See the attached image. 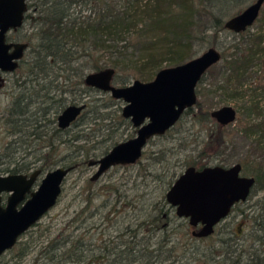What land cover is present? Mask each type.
Wrapping results in <instances>:
<instances>
[{"label": "trees", "instance_id": "1", "mask_svg": "<svg viewBox=\"0 0 264 264\" xmlns=\"http://www.w3.org/2000/svg\"><path fill=\"white\" fill-rule=\"evenodd\" d=\"M250 1L26 0L27 11L23 24L13 31H23L26 25L31 31L30 36L16 40L23 39V42L28 44L18 66L25 67V74L17 82L18 95L0 114V119H4L7 125L9 135L13 136L9 141L10 145L15 146L13 152L20 147L19 141L27 142L26 136L29 138L32 135V138L40 139L42 133L39 130L43 126L39 122L41 115L45 116L51 110L55 109L57 112L67 105L80 102L76 99L77 97L73 98L75 96L84 95L83 97L87 98L82 101L86 107L77 118L79 121L84 123L88 118L93 121V119L103 120L110 117L111 111L108 108H112L117 101L102 91V94H106L102 95L101 99L91 97L95 91L100 90L84 83V76L87 73L112 67L116 74L118 69L123 68L125 57L130 55L128 50L130 46H138L144 50L153 49L156 46L160 51L157 53L148 51L142 58L143 66L139 68L138 61L130 64V67L134 69L133 73L136 74L131 76L148 80L151 76H145L147 69L158 71L164 67L163 62L168 63L166 66H173L198 56V52L192 50L196 44L203 49L216 47L217 37L229 30L225 27L226 17L239 13ZM88 9L94 12L85 13L84 11ZM256 22L264 28V12L259 15ZM133 30L138 32L131 38L128 34ZM263 41L264 33L261 31L249 36L243 46L241 43L235 44L236 50L233 53L227 54L220 49L221 61L226 60L229 82L240 85L245 80L247 73L264 51ZM27 50L29 51L28 59H24ZM215 66L208 70L201 81L212 72ZM87 69L89 71L86 72ZM203 92L197 89L198 97ZM66 93L70 94L68 95L70 103L65 106ZM194 106L198 108L193 115L194 123L203 124L212 121V110L203 105L199 98ZM191 111L192 107L188 108L184 114ZM31 115L34 118L27 119ZM117 116L120 120L124 119L122 115L117 114ZM25 120L31 121L27 124L34 128L23 135L20 127L22 123L25 124ZM174 126L157 137L163 138ZM225 127L216 122L209 128L208 139L199 153L203 159L221 158L222 147L227 140ZM252 128L255 132L260 130L257 144L264 145V122L254 123ZM52 131L56 134L64 130L57 127ZM49 138L51 140L47 141V145L51 150L39 158L45 159L48 163L41 165L39 170H45L51 165L52 151L56 146L53 138L51 136ZM115 144L116 140L113 141V145ZM106 152H108L107 149L104 153ZM141 157L151 159V164L166 161L163 151H159L158 154L154 151L148 153L143 151ZM33 163L16 166L8 171L23 173L33 168ZM71 164L74 166L76 163ZM186 165L202 168L207 166V163L196 160L187 162ZM162 172L160 176L148 172L152 177L156 176L159 183L161 182L159 195L156 196L150 209L148 211L144 209L143 217L139 219L141 215H138L134 223L126 227L128 233H119L117 235L119 240L103 243L100 252L94 254L91 259L93 264H162L165 262L166 264H264V205L257 213L254 211L252 214H245L246 221L251 222V229L249 233L244 234L243 241L240 240V234L236 232L232 235L221 232L213 241L216 229L208 237H194L189 232L190 225L187 219L178 217L174 208L165 199V192L174 181L176 171L166 167ZM250 176L256 178L251 194L264 188L262 166L257 167ZM115 190L118 195L113 203L114 207L121 202V198H124L123 204L131 205L132 208L135 206L133 202L135 204L139 202V198L126 200L125 195L118 192L117 188ZM107 202L103 206L108 204ZM227 233H231L230 229ZM249 241L251 243L247 250ZM68 242L70 246L60 253V257L64 261L76 259L74 261L79 262L76 252L82 247V238L66 236L63 238L62 245L65 246ZM14 250V257L22 260L29 251V244L17 241Z\"/></svg>", "mask_w": 264, "mask_h": 264}, {"label": "rangeland", "instance_id": "2", "mask_svg": "<svg viewBox=\"0 0 264 264\" xmlns=\"http://www.w3.org/2000/svg\"><path fill=\"white\" fill-rule=\"evenodd\" d=\"M253 1L251 0L247 5ZM84 12L93 13L94 11L88 9ZM263 12L264 5L260 14L262 15ZM230 17H226V20ZM261 31L264 33V28L258 22H255L244 32L236 33L232 30H226L217 37L216 47L227 54L233 53L236 50L235 44L241 43L243 46L249 36ZM136 32L138 31H130L128 35H131L132 38ZM30 35L31 31L27 25L23 31L8 33V37L12 40H20V38ZM262 46H264V41ZM206 49H203L199 44L192 47L193 52H198V55ZM128 50L130 55L125 57L123 68L116 72L113 84L125 86L135 79L152 80L157 69H147L145 76L151 77L144 80L138 76H131L135 72L133 73L134 69L130 67V64L138 61L137 66L140 68L143 66V56L148 51L157 53L160 51L159 47L155 46L153 49L144 50L132 45ZM28 54L29 51L27 50L24 59L27 58ZM225 61L222 60L217 63L212 72L207 74L197 87V89L204 91L198 98L207 108L214 110L225 105H232L238 111L236 120L225 127L227 140L222 147L220 159L215 157L203 159L201 154L199 155L208 139L209 128L216 121L212 119L209 123H194L193 115L198 111L196 106L192 107L190 113H185L182 116L169 134L163 138L153 137L145 146L143 151L147 153L154 151L158 154L159 151H163L165 162L151 164V159L141 157L139 162L134 164L112 166L96 180L90 179L96 171V166H90L88 162L105 154L104 151L113 146L114 140L116 143L124 141L133 137L136 132V128L132 126L129 119L120 120L117 116V114L121 115V109L124 105L122 100L113 98L117 102L112 108H108L111 111L110 117L103 120L93 119V121L88 118L84 123L77 119L66 130L56 134L52 129L57 128V116L61 110H57V112L55 109L51 110L39 118V122L43 125L39 130L42 133L40 139L32 138V135L29 138L26 136L27 142L19 141L18 146L20 147L16 152H13L15 146L9 144L13 136L9 135L7 125L1 118L0 174H10L12 172L8 171L9 169L35 162L33 168L23 172V174L30 175L33 171L39 170L41 165H47L48 162L45 159L39 158L51 150L50 146L47 145V141L51 140L50 136L56 146L52 151L51 165L47 166L45 170H39L32 190L37 188L47 171L58 166H71L73 162L76 164L71 166V170L65 176L56 204L19 237L18 241L29 244L27 255L22 260L14 257L13 246L0 255V264H93L91 259L94 254L100 252L102 244L119 240L120 238H117L119 233H128L126 227L134 223L138 215H141L139 217L141 219L144 209L148 211L151 204L156 200V196L159 195L161 182L159 183L157 177H152L148 172L160 176L163 174V169L169 167V170L176 171L173 177L175 179L185 169L187 162L191 163L196 160L207 163V165L221 164L226 166L240 162L244 166V175H252L257 167L262 166L264 168V145L257 144V139L260 138V130L255 132L252 128L254 123L264 122V51L240 85L227 80L228 73ZM166 65L168 63L163 62L162 66L165 67ZM24 68L22 65L18 70L0 74V114L18 95L19 85L17 82L20 81V77L23 78ZM87 71L89 70L87 69ZM102 92L95 91L91 97L101 99L102 95L107 93L102 94ZM68 95L70 94H65L67 97L65 106L70 103ZM83 96L73 98L77 97L76 99L82 102L87 99ZM101 111H105V109H101ZM33 118L32 115L27 117L31 120ZM28 122L31 121L25 120V124H21L22 127L20 128L23 135L34 128L29 126ZM146 168L149 169L146 170ZM115 188L126 196V200L139 198V202H136L137 204L133 202L135 206L132 208L131 205L123 204L124 198H121V202L114 207L113 203L118 195ZM6 196L7 194L2 195L3 203ZM105 202L108 204L103 206ZM263 202L264 188L256 190L246 201L238 203L230 215L216 228L213 241L218 238L221 232H224L225 235H232L236 232L240 234V240L243 241L244 234L249 233L251 229V222L246 221L245 214L261 211ZM176 222L178 221L176 220ZM227 223L229 225H226ZM191 229L189 227V232ZM229 229L231 233H227ZM66 236L75 239L82 238V247L76 252L79 262H75L76 259L64 261L60 257V253L70 246L69 242L65 246L62 245L63 238ZM250 243L251 241L247 242V250ZM162 264H166V262Z\"/></svg>", "mask_w": 264, "mask_h": 264}, {"label": "water", "instance_id": "3", "mask_svg": "<svg viewBox=\"0 0 264 264\" xmlns=\"http://www.w3.org/2000/svg\"><path fill=\"white\" fill-rule=\"evenodd\" d=\"M264 0H254L242 11L225 21V27L236 33L246 31L258 19ZM27 11L26 0H0V71H14L28 47L27 42L8 41L7 34L23 24ZM222 52L209 47L200 55L182 63L159 69L152 80L135 79L119 86L113 84L115 70L107 67L84 76L87 86L107 92L124 102L121 115L136 128L135 135L113 145L101 157L90 160L96 171L90 177L98 179L115 165L136 163L148 141L163 135L181 115L196 105L197 87L208 70L219 63ZM84 102L67 105L57 116L59 128H68L85 109ZM238 111L225 105L211 111V116L221 125L237 118ZM71 166H58L42 177L32 190L39 170L30 175L23 173L0 174V255L11 249L19 237L34 225L57 202L62 182ZM240 162L231 166L220 164L202 168L187 166L165 192V199L178 217L186 218L194 237H208L239 202L246 201L256 184V178L242 173ZM7 194L5 201L2 195Z\"/></svg>", "mask_w": 264, "mask_h": 264}, {"label": "flooded vegetation", "instance_id": "4", "mask_svg": "<svg viewBox=\"0 0 264 264\" xmlns=\"http://www.w3.org/2000/svg\"><path fill=\"white\" fill-rule=\"evenodd\" d=\"M7 40H8V41H16V40H12V39H10V38L8 37V34H7ZM24 53H25V52H24ZM23 56H24V54H23ZM22 58H23V57H22ZM19 62H20V61H19ZM18 66H19V64H18ZM18 66H17V68H16L17 70H18V68H19ZM16 69H15V70H16ZM12 72H13V71H12ZM1 73H6V72H1V71H0V74H1ZM8 73H10V72H8ZM92 88H93V87H92ZM95 89H96V88H95ZM78 103H79V102L74 103V104H78ZM62 110H63V109H62ZM62 110H61V111H62ZM59 114H60V113H59ZM59 114H58V115H59ZM183 114H184V113H183ZM183 114H182V115H183ZM182 115H181V116H182ZM211 117H212V116H211ZM180 118H181V117H180ZM180 118H179V119H180ZM212 118H213V117H212ZM179 119H178V121H179ZM213 119H214V118H213ZM214 120H215V119H214ZM178 121H177V122H178ZM215 121H216V120H215ZM177 122H176V123H177ZM216 122H217V121H216ZM176 123H175V124H176ZM217 123H218V122H217ZM224 126H226V125H224ZM57 127H58V124H57ZM58 128H59V127H58ZM61 129H62V128H61ZM65 129H66V128H65ZM65 129H62V130H65ZM220 165H221V164H220ZM224 166H226V165H224ZM242 173H243V170H242ZM38 175H39V174H38ZM239 203H240V202H239ZM237 204H238V203H237ZM235 206H236V205H235ZM235 206H234V207H235ZM234 207H233V208H234ZM233 208H232V210H233ZM231 212H232V211H231ZM229 215H230V214H229ZM229 215H228V216H229ZM228 216H227V217H228ZM227 217H226V218H227ZM217 226H218V225H217ZM217 226H216V227H217ZM190 227L192 228L191 231L194 230V229L198 230V229L201 227V225H199V226H197V227H192V226L190 225Z\"/></svg>", "mask_w": 264, "mask_h": 264}]
</instances>
